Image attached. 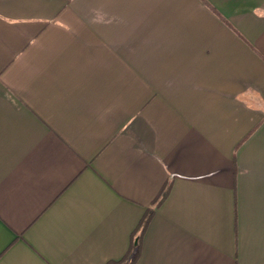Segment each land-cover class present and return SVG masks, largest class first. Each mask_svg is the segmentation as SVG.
<instances>
[{"label": "crops", "instance_id": "obj_1", "mask_svg": "<svg viewBox=\"0 0 264 264\" xmlns=\"http://www.w3.org/2000/svg\"><path fill=\"white\" fill-rule=\"evenodd\" d=\"M148 211L134 264H264V0H0V264Z\"/></svg>", "mask_w": 264, "mask_h": 264}, {"label": "trees", "instance_id": "obj_2", "mask_svg": "<svg viewBox=\"0 0 264 264\" xmlns=\"http://www.w3.org/2000/svg\"><path fill=\"white\" fill-rule=\"evenodd\" d=\"M169 185L164 188L162 191L159 202L167 195L169 191ZM153 211H148L142 220L139 223L136 235L133 237L132 243L130 245L128 253L119 261H111L107 264H134L140 255L141 251V242L143 238V234L146 231L148 224L152 218Z\"/></svg>", "mask_w": 264, "mask_h": 264}]
</instances>
